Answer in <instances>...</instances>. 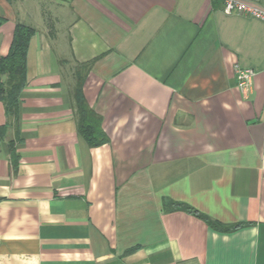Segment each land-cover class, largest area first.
<instances>
[{
    "label": "crops",
    "instance_id": "0c3cea01",
    "mask_svg": "<svg viewBox=\"0 0 264 264\" xmlns=\"http://www.w3.org/2000/svg\"><path fill=\"white\" fill-rule=\"evenodd\" d=\"M0 17V58L36 29L18 118L0 101V264H264V20L223 0H0ZM84 62L99 146L72 108Z\"/></svg>",
    "mask_w": 264,
    "mask_h": 264
},
{
    "label": "trees",
    "instance_id": "16d2710c",
    "mask_svg": "<svg viewBox=\"0 0 264 264\" xmlns=\"http://www.w3.org/2000/svg\"><path fill=\"white\" fill-rule=\"evenodd\" d=\"M4 20L0 17V25ZM35 33L34 27L17 23L10 49L5 56L0 58V101L4 103L7 115L15 119L18 118L19 97L27 83L29 43ZM90 68L91 62H84L79 64L75 70L76 81L72 90V108L79 134L90 146H99L109 142L110 138L102 127V116L90 107L83 93V85ZM7 126L8 124L0 125V131H5ZM166 206L170 210H184L193 214L220 231L230 232L244 225V223H222L184 202L168 200Z\"/></svg>",
    "mask_w": 264,
    "mask_h": 264
},
{
    "label": "built area",
    "instance_id": "2783aa9c",
    "mask_svg": "<svg viewBox=\"0 0 264 264\" xmlns=\"http://www.w3.org/2000/svg\"><path fill=\"white\" fill-rule=\"evenodd\" d=\"M223 2L224 12L227 14H247L264 20V8L255 2L246 0H223ZM235 71L240 90L243 92L250 91L255 71L251 68L241 67L240 65H236Z\"/></svg>",
    "mask_w": 264,
    "mask_h": 264
}]
</instances>
